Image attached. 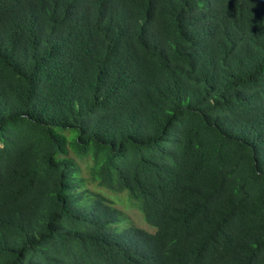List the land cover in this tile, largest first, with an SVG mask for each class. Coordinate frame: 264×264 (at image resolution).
I'll return each mask as SVG.
<instances>
[{
  "label": "trees",
  "instance_id": "obj_1",
  "mask_svg": "<svg viewBox=\"0 0 264 264\" xmlns=\"http://www.w3.org/2000/svg\"><path fill=\"white\" fill-rule=\"evenodd\" d=\"M0 264H264V0H0Z\"/></svg>",
  "mask_w": 264,
  "mask_h": 264
},
{
  "label": "rangeland",
  "instance_id": "obj_2",
  "mask_svg": "<svg viewBox=\"0 0 264 264\" xmlns=\"http://www.w3.org/2000/svg\"><path fill=\"white\" fill-rule=\"evenodd\" d=\"M124 211L127 212L128 215L131 218H133L138 225H140L142 227H146V225L143 223V221L139 215V212L136 209L129 208V209H124Z\"/></svg>",
  "mask_w": 264,
  "mask_h": 264
}]
</instances>
